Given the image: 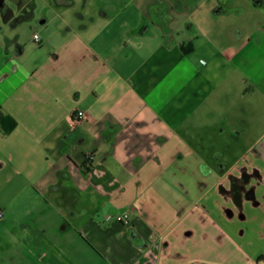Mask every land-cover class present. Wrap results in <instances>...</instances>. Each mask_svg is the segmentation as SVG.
<instances>
[{"label": "crops", "instance_id": "crops-1", "mask_svg": "<svg viewBox=\"0 0 264 264\" xmlns=\"http://www.w3.org/2000/svg\"><path fill=\"white\" fill-rule=\"evenodd\" d=\"M238 2L55 0L0 43V264H264L263 0Z\"/></svg>", "mask_w": 264, "mask_h": 264}, {"label": "rangeland", "instance_id": "rangeland-1", "mask_svg": "<svg viewBox=\"0 0 264 264\" xmlns=\"http://www.w3.org/2000/svg\"><path fill=\"white\" fill-rule=\"evenodd\" d=\"M71 1L74 2V5L71 7L69 15L75 20L74 23L79 21V24L80 22L91 24L89 21L91 18L89 17L94 15L93 17L98 19L100 12H105L103 10H107L110 14H113L115 9L125 5L127 2V0ZM238 1H241L238 2V5H244L243 0ZM30 2H32V5L27 4L21 11L15 9L13 4H9V7L12 8L13 14L15 15V20L4 22L3 19L0 18V43L8 46V44L12 41V44H14L16 38L23 39L25 37H30L34 31L43 35L45 30L55 29V24L58 23L60 25L61 18L66 17V15L62 12V7L59 4H56L55 0H30ZM85 2L88 3L87 6L92 9V12L86 16L83 15L85 17L84 18L81 17L80 14H83L82 12H84L83 6H85ZM260 8H258V10H260L264 15V0L263 5ZM110 17L111 16L108 18ZM45 19V23L39 24V21H43ZM259 22L260 24L264 23V18H260ZM13 49L15 51V47H13Z\"/></svg>", "mask_w": 264, "mask_h": 264}, {"label": "built area", "instance_id": "built-area-1", "mask_svg": "<svg viewBox=\"0 0 264 264\" xmlns=\"http://www.w3.org/2000/svg\"><path fill=\"white\" fill-rule=\"evenodd\" d=\"M39 35L37 33L33 34L32 39L34 41H38L39 40ZM87 119V114L83 111V110H76V112L73 115V120L72 123H81L83 121H85ZM3 217V213L0 209V219ZM107 221H112L115 223H120L123 225H128L130 223V216L128 213H118L115 215H108L106 216Z\"/></svg>", "mask_w": 264, "mask_h": 264}, {"label": "flooded vegetation", "instance_id": "flooded-vegetation-1", "mask_svg": "<svg viewBox=\"0 0 264 264\" xmlns=\"http://www.w3.org/2000/svg\"><path fill=\"white\" fill-rule=\"evenodd\" d=\"M9 4H13L15 9L21 11L27 4L32 5V2H30V0H2V3L0 5L1 19H5L13 15L12 8L9 7Z\"/></svg>", "mask_w": 264, "mask_h": 264}, {"label": "trees", "instance_id": "trees-1", "mask_svg": "<svg viewBox=\"0 0 264 264\" xmlns=\"http://www.w3.org/2000/svg\"><path fill=\"white\" fill-rule=\"evenodd\" d=\"M0 120L3 123L4 126V132L8 133L9 131L11 132L14 127H15V121L10 117V116H6L4 117L1 113H0ZM7 123L6 125L4 124L5 122Z\"/></svg>", "mask_w": 264, "mask_h": 264}, {"label": "water", "instance_id": "water-1", "mask_svg": "<svg viewBox=\"0 0 264 264\" xmlns=\"http://www.w3.org/2000/svg\"><path fill=\"white\" fill-rule=\"evenodd\" d=\"M1 3H2V0H0V5H1Z\"/></svg>", "mask_w": 264, "mask_h": 264}]
</instances>
